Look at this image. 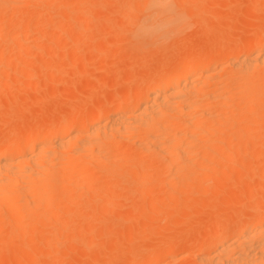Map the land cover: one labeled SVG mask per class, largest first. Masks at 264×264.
<instances>
[{
    "label": "bare ground",
    "instance_id": "1",
    "mask_svg": "<svg viewBox=\"0 0 264 264\" xmlns=\"http://www.w3.org/2000/svg\"><path fill=\"white\" fill-rule=\"evenodd\" d=\"M57 1L59 2L60 0ZM202 1L205 3L208 0H129L128 8L130 7L131 9L128 10H131V14L127 15L128 13L125 12L126 9L124 7V12L125 14L127 13V16L124 14L125 20H128L125 23L133 21L134 24L137 22L133 25L134 27L132 26L131 32L128 31V33L130 32V35L128 34L130 39L127 40L131 41V45L133 44L136 47L137 52L140 50L145 53L147 49L163 44L169 38L173 37L174 40L176 39L174 36L178 35L179 39L182 36H179V34L184 33V30L191 23L188 20L193 17H199L204 11V9L201 11L204 7ZM38 2H42L44 5L48 4L46 9H49V11L50 6L54 3L53 0L47 1L49 3H45L46 0H0V31L4 30L2 27H6L7 23L12 21L17 25L24 26L22 31H20L22 27L19 28V25L17 26L14 23L12 25L15 29L19 28L21 34L20 36L17 32L19 39L30 37L29 39L27 38L30 40L31 36L42 33L41 30H43L42 35L44 36L46 34L44 32L46 23L43 29L41 27L45 17H42L43 13L39 15L43 9L40 10L38 8L40 12L33 10V13L37 14L38 12L37 18L35 16L34 18L33 13L31 14L32 11L28 13L26 10L24 12L19 8L21 4L37 6ZM255 2L249 5V10L255 14L258 13L257 20L259 22L262 20L263 22L264 9L262 8L264 6L262 7L260 0L258 3L261 6L257 5V1ZM77 4H75L76 7L74 9H71V16L68 15L70 16V21L76 20V16H80L81 20V17L90 13H86L87 6H83V4L87 5L86 2H83L82 5L80 3ZM100 4L102 5V3H99V6ZM200 11L201 13H198ZM50 14L52 13L50 12ZM135 15H138L139 18L137 19ZM47 16L49 17V14ZM90 18L86 19L85 22H89ZM133 18H136L135 22L132 20ZM50 20L47 19L46 22ZM199 20L198 18L193 23L198 25ZM85 24L81 25L79 32L75 31L78 34H76L77 36L74 32L75 37H77H74L76 40L73 38L75 47L82 42H86L84 41V32L87 31L88 25L86 27ZM213 26H211L212 29ZM208 27L210 26H207L206 29L212 30ZM116 28H118V31L120 30L118 26ZM210 30H207V33ZM61 31L65 33L64 29ZM92 31L94 30L92 29ZM52 32L54 33V30ZM30 33L35 35H29ZM125 33L127 34V32ZM10 34H12L11 31ZM228 42L230 43L231 41L228 40ZM20 43H18L20 47L18 44L16 45L19 49H23L22 47L25 48L26 44H29L23 45L22 42ZM170 46L172 45L170 44ZM135 47L132 49H135ZM11 53V56L8 54V59H11L10 57L13 58V55H15ZM215 53H217V56H214ZM2 54H0V64L2 63L1 61L5 60L3 58L4 54ZM8 59L5 61V65L8 63ZM166 67L165 65L162 71L155 75L156 77L153 76L154 82L152 81L151 85H145L142 88L144 93L135 89L139 93L133 91L122 97L117 96L116 101L112 103H110L112 100L109 101V106H96L93 111L82 117L77 115L78 110L69 111V115L68 113L64 114L63 118H55L56 121L58 119V122H54L52 119L53 123L57 124H52V127L49 130L47 129V131L38 129L42 126L36 127L35 129L26 130L24 135L20 136L21 138L16 136V134L12 135L6 145H0V257L6 253V250L8 251L7 248L9 246L16 245V252H24V261L26 256H32L35 261L38 255L34 257V254H36L35 251L37 250L32 251L34 254L29 256L31 253L30 249H28L29 247H27L28 245L24 247V244H22L21 252L18 249L21 246L18 242L22 238L27 237L30 242V240L35 239L34 241H37L40 237H43L40 243L46 246H44L45 249L48 247L50 249L54 242H56L54 244L59 243L57 241L61 243L63 240L62 243H65L67 239L65 240L63 237L61 240L60 237L65 235H62V226L64 227V224L68 223L65 215L71 213L66 212L68 206L69 208L74 204V206H77L76 203L80 201L90 208L93 207L94 213H96L100 201L96 197L90 198L89 194H87L88 192L95 188L101 192L110 187L111 190L112 188L114 190L117 184H123V187H121L123 189L125 182L131 180L135 183V186L139 185L137 187L141 188L142 185L144 186V191L142 190V192L146 196H153L159 193L166 194L167 197L171 198L166 199L173 203L174 210L180 211L183 209L184 205L195 199L193 198L195 194L196 196L198 194V197L199 194L203 196V198L201 197L202 199L199 198L202 203L198 199L196 203L205 208L209 205V209H211V205L214 208L217 206L221 209L220 212H223V215L228 209V213H225L226 215L223 217H219L216 214L211 218L212 232L204 235L203 239H200L195 244L197 254L194 255L195 261L193 263L264 264V207L258 205L259 207L256 206V208L258 207L259 209L252 212L249 207L251 206L250 208H252L253 205L249 203L248 205L245 202V200L254 201L252 200V195L254 196L255 194L254 187L256 182L259 184L256 190L261 185H264V176H260V174H264V161H261L259 166H255L257 170L251 167L249 170L247 169L246 165H250V162V164L247 162L242 164L245 165V167L243 166V170H246L245 172L238 170V167L235 169L236 166L231 165L232 163L236 164L237 157H242V151L245 152V157L251 155L249 159L246 158L250 161L254 156V158H258L255 154L257 152L252 151L262 148L256 145L257 149H250V153H247L246 149L248 144L251 146L254 142L253 139L256 141V132L259 131L260 135L262 133L261 130H263L261 126L264 127V116H262L263 120L261 122L256 121L258 119L255 120L256 115L262 114L264 111V23L260 25L259 30L248 41L243 42L238 47L227 45L222 46L219 50L212 48L209 52L197 53V55L195 53V55L187 59L180 58L177 63L175 61L172 65ZM216 73L218 75L215 77ZM253 124L254 128L252 127V129L250 126L246 127ZM259 126L261 130L258 129ZM226 131H230L228 137H226L227 135L225 136ZM254 135L256 137L252 139L251 136L253 137ZM251 148L253 147L251 146ZM258 152L261 153L260 150ZM260 153L257 155H260ZM262 156H260L261 159L263 158ZM228 163L231 165V169H229ZM255 163L257 164V162ZM254 170L259 173V177H256V174L254 176ZM230 172L234 174H231L232 180H235H233L232 185L235 182H241L240 184H242V181H244L242 188L244 189L245 187V190L241 192L242 188L240 189L239 187L242 185L237 184L240 185L238 187L236 183L238 190H235L236 188L232 189L235 185L233 187L231 185L232 188L228 187L233 190L232 192L227 189L226 183L228 181H226L227 178L225 179L224 176ZM97 177H103L104 180L99 187L96 184ZM220 177H222L223 182L220 181ZM154 178L157 179L158 183L157 186L155 185L156 187L154 186L155 183L152 182ZM156 179L154 182H156ZM206 180L207 184L203 185ZM210 180L217 183L210 185ZM229 181L231 183L230 179ZM192 182L195 183L192 184L193 186L191 185ZM127 183L130 184L129 182ZM113 184L116 186L112 187ZM208 184L209 186H206ZM223 185L226 187H223ZM129 186H127V189L125 188L127 191ZM122 189L118 192L119 194L124 190ZM116 191L118 190L116 189ZM109 192L111 193L112 191L104 193L108 194ZM136 193H138V190ZM84 194H87L89 198ZM243 195L251 196V199L249 197L246 199V197H242ZM82 196H85V198ZM138 196L141 197L140 195ZM175 196H179L180 202H174L173 198ZM112 197L110 201L114 200L116 196ZM242 198L244 201H241ZM208 199L215 200L207 202L209 201ZM222 199L227 202L225 203ZM231 199L234 202L238 201L236 203L242 204L245 202L246 205L242 204L243 207L245 206V210L242 211L243 208H239L238 204L232 202ZM216 200L219 203L216 202V204L219 206L222 204V208L218 205L215 206ZM229 200L230 203L239 209L236 210L235 208L237 207H235L234 210H229V208L233 207H230V204L228 205ZM181 201L184 205H180ZM151 202L158 203L156 199ZM169 202L160 201L158 203L160 210H157L160 212L161 210L165 212L168 209L171 210V205H169L170 208L167 204ZM178 202L179 205L177 206L179 207L175 209ZM192 202L190 206L184 209H196L195 207L197 206H194L196 203L193 202V207L191 206ZM203 202L206 204L204 203V205ZM224 203L229 207L227 208ZM155 204L152 205L155 207L157 205ZM159 205L156 207L159 208ZM181 206L183 207L180 208ZM218 208L216 210H219ZM253 208L255 210V206ZM247 210L252 213L249 214ZM191 211L194 210L192 209ZM165 212L158 217L162 218L163 214V218L166 217L167 214L165 215ZM238 212H242L241 215ZM73 213L67 216L70 218V215L75 217ZM64 221L65 223H63ZM65 227L67 226L65 225ZM39 233H42L43 236L38 237ZM65 233L67 234V232ZM36 237L38 238L37 240ZM185 237L182 238L183 240L185 239L183 242L175 240L176 238L170 243L169 241L168 243L164 241L160 248V245L158 246L159 249L147 253L144 257L140 254L137 255L144 259L142 258L143 262L136 264H156L158 262L171 264L172 260L169 259H171L175 251L179 250V246L182 248L187 247L188 243L191 242H188L189 240ZM26 242L23 243L27 244ZM43 246L41 244L40 252L44 250ZM131 247L133 248L134 246ZM9 249H14V247ZM48 249L46 250L48 251ZM116 249L118 250L115 246L113 250ZM28 257L26 259L28 262H25H34L29 261ZM51 260L54 262L53 257ZM11 262H13L12 258ZM193 263L191 262V264Z\"/></svg>",
    "mask_w": 264,
    "mask_h": 264
},
{
    "label": "rangeland",
    "instance_id": "2",
    "mask_svg": "<svg viewBox=\"0 0 264 264\" xmlns=\"http://www.w3.org/2000/svg\"><path fill=\"white\" fill-rule=\"evenodd\" d=\"M47 1L50 0H46L45 3H49ZM76 1L60 0L59 2L58 1L56 2V0L55 1L53 0L54 3L52 5L49 4L51 5L50 11L49 9H46L48 7V4L44 5L43 4L44 1L43 3L38 2L37 6H34L32 4L19 5V8L24 12L27 11L29 13L30 11H32L31 14L33 13V10L35 12L36 11L40 12V10L43 9L42 12L39 13V15H42L43 13L42 17L43 18L45 17L44 18L45 21L41 29H43L46 23L45 26L46 28L44 27V32L46 34H44V36L42 35L43 30H41L42 33H40L39 35L30 33L29 35H35V36H31L33 39L35 38L34 40L32 38L28 40L30 37L22 38L24 40L18 38L17 34L18 33L20 34V31H22V29L24 28V26L22 25L18 24L19 28L22 27L20 28L21 29L20 31L19 28H16L18 29L16 30L12 26L15 24L12 21H10L11 23L9 22L10 25L9 23H7L8 24L6 25L7 28L5 26L2 27V29L4 30L0 31L1 32L0 54L3 53L5 55L4 57V55L2 54L5 60H3L4 63L3 61H1L3 65H1L2 63L0 64L1 67L0 68V145L1 144L2 146L6 145L8 141H10V139L12 138V135L16 134V136L21 138L20 136H23L26 130L28 131L30 129H35L36 127L38 128L42 126L41 128L38 129L47 131V129L49 130L52 127V124H54L53 121L58 122V119L61 118L62 116L64 117V114L68 113L69 115V111L72 112L73 110L74 111L78 110L77 115L79 117H82L90 113V111H93V108H95L96 106L107 107L109 106L108 104L116 101L118 97H122L125 96L126 94L132 93L133 91H135V89L144 93L143 92L144 89L142 88L145 85H149V84L151 85L152 81L154 82L153 78L156 77L155 75L156 74L158 75V73L162 71L165 65L169 67V65H172L173 62L176 61L177 63L180 58L187 59L195 55V53L197 55V53L209 52V50L212 48L213 49L216 48L217 50H219L222 48V46H227V45L238 47L243 42L248 41L253 36V34H255L257 30H259L260 25L264 23V21L262 22V20H260V22L259 20H257L258 13L255 14L254 12L249 10V5L254 4L253 2L255 1H257L258 6L262 5L263 7L264 0H260L261 5L260 3H258L259 0H255V1L254 0H236V1L208 0L207 2L205 1V3L202 1L204 7L202 8L201 11H203V9L204 11L202 13L201 11L198 12L201 13L199 17L197 16L196 18L195 17L193 18L189 17L190 19L188 18L189 19L188 22L191 21V23L189 27L184 30V33L182 32L181 34H179V36L182 35L181 37H179V39H178V35L176 37L174 36V38H176L177 40L176 39L173 40V37L171 39L169 38L167 42L160 44L161 46L156 45L151 49H147V52L145 51L146 53L145 54L140 50H138L139 52L138 53L136 47L133 44H132L133 45L132 48L135 47V49H132L131 41H128L130 39V37H128V34L130 35L131 32L130 30L133 29L134 27L133 25L137 22L135 19L139 18L138 17L139 14L135 15L136 18L132 19L134 20V22L136 21L134 24L133 21L131 23L130 21L129 23H125V21H128L125 20V16H124L125 12L128 13V14L126 13L127 15L131 14L130 12L131 10L130 11L128 10L131 9L130 7L128 8L129 0H98V1L94 0L95 2L92 0L90 1L76 0ZM71 2H72L71 4L72 7L70 5ZM83 2L87 3V5L83 4V6L84 5L85 7L87 6L88 11L85 8L86 13L87 12L90 13H87L88 14L87 16L85 14L86 17L85 16L81 17V20H80V16L79 17L76 16V20L70 21L69 17L72 14L71 9H74L76 7L75 4L80 3L82 5ZM99 3H102L103 6L101 4L99 6ZM38 8H40V10ZM117 9H119L118 13H117ZM38 12L37 14L33 13L32 14L33 17L35 16L37 18ZM50 12L52 14H50ZM47 14H49V17L47 16ZM82 18L84 19V21ZM89 18L90 20L88 21L90 23L87 22L88 23L87 24L85 20ZM198 18L200 19L198 25L196 23L194 24L193 23L194 20H197ZM202 18L208 22L207 23L204 20L207 26H210L208 28H211V26L214 25L213 29L211 28L212 30L206 29L207 26H205L206 24ZM47 19L49 20L51 19V20L46 22ZM211 22L213 23L211 24ZM83 23L84 24L86 23L85 26L87 27L88 25V27L92 28L94 31H92V29L90 30V28L87 27L88 29L86 28V30L88 32L87 31L84 32L85 39L87 38L86 40L84 39V41L86 42H82L81 44H79L81 46L84 44L82 47L79 45L75 47L74 46L75 43H73L76 40L75 38H77L75 37V35L77 34L75 31L77 30V32H79L81 30L80 27H82L81 25H83ZM195 25L196 27H194ZM59 26H61V28H59ZM115 26L116 27L118 26L120 30L118 31V28H116ZM62 29H64L65 33L61 31ZM15 30H16L15 32L16 37H15V33H13ZM53 30L54 33L52 32ZM207 30H210V32L207 33ZM10 31L12 32V34H14L13 36L12 34H10ZM128 31L130 32L128 33ZM51 32L52 34H50ZM125 32H127V34ZM73 38L75 39L74 41ZM25 39H27L28 42H26L27 40ZM228 40L231 42L229 43ZM168 41H170L171 43ZM20 42H22L23 45H25L26 43L29 44H26L25 48L22 47L23 49H19L18 47H16V45L18 43L21 44ZM168 43H170L172 46H170V44ZM19 44L18 46L20 47ZM10 53L15 55H13V58L10 57L11 59H8L9 56H11ZM214 56H217V53H215ZM7 59L9 61L7 63L8 65L6 64L7 65L6 66L5 61H7ZM217 75L218 73H216L214 76L216 77ZM135 92L139 93L138 91ZM109 101L111 102L109 103ZM263 114L264 111L262 112V114L256 115L255 120L258 119L256 121L261 122L263 120L262 117L264 116ZM55 118H58L57 121ZM249 126L252 129L254 124L248 125L246 127ZM258 129L259 130L263 129L261 130L262 133H260L259 135L258 133L259 131L256 132V136H257L256 141L255 139H253L256 136L255 135L253 137L251 136V138L254 141L251 144L253 148H251V146L248 144L246 146L247 153H250V149L253 150L254 148H256L255 147L256 145H258L257 147H262V148L264 146V127L261 126L260 129L259 126ZM225 133H226L225 136L227 135L226 137L230 135V131H226ZM258 149L261 151V153L258 152L259 150L252 151V152H257L255 154L256 157L258 158H254L255 156L253 155L254 156V157L252 156L253 159L251 158L250 161H248L246 158L249 159L251 155L245 157L244 156L245 152L242 151L243 155L242 154L241 155L242 157L243 156L244 157L243 158L241 156L237 157L236 158L237 160L235 161L236 164L232 163L231 165L236 166L235 169H237L238 167V170L245 172L246 170H243V166L245 167V165L242 164L247 162L248 164L251 163L250 165H246L248 170L250 167L256 169L255 166L256 165L259 166L260 162L264 161L263 159L264 153H262L264 152V148L262 150L260 148ZM259 153L260 155H257ZM261 155H263L262 159L260 158ZM255 162H257V164ZM228 165H229L228 166L229 169H231L230 168L231 165L229 163ZM251 165L254 166L252 167ZM256 170H254L255 173L254 172L251 173H254V176L256 174V177H259V173ZM231 174L233 173L230 172L224 176L225 179L227 178L226 181L229 182L226 183L227 189H230L228 187H231V185L233 184L232 182L235 181L234 179H233L234 181L232 180ZM247 175L249 176V174ZM260 176H264V174H260ZM256 177L254 178L256 179ZM155 179L156 178H154V181ZM229 179L231 180V183ZM103 181H104L103 177H97L96 180L97 187H99V185H101ZM154 181H152L153 183H155L154 186L155 185L157 186L158 185L157 179L156 182ZM220 181H222V177H220ZM127 182H129L130 184H128ZM127 182H125L124 184V188H123L124 190L121 188L123 187V184L122 185L117 184V186L113 184L112 187L116 186V188H114L115 191L113 190V188L111 190L110 187V188H106L105 191L102 192L98 191L97 188L91 190V192H88L87 194H89L90 198L96 197L100 201L98 208L100 210L97 209L96 213H94L95 211L93 207L90 208L86 206L85 203L80 201L76 203L77 206H74L75 204L72 205V207L70 208L68 206L67 207L68 210H66V212L67 213L74 212L73 215L75 214V217L74 216L72 217V215H70L71 218L67 216L71 213L65 215L67 219L66 222L68 223L64 224V227L65 225L67 227H65L64 229V227L62 226L61 229L60 226L62 235L64 234L67 235L66 237L65 235L60 237L61 240L63 237H64L63 239L65 240L67 239L66 242L64 240L65 243H62L63 240L61 241V243L60 241H57L59 242L57 244H54L56 243L54 242L52 243V246H50L51 244L49 245L51 247L50 249H48L49 247L46 248L48 249L47 251L44 248L45 245L43 246V243H40L43 240V237L42 238L40 237L43 236L42 233L41 234L39 233L40 234L38 235V237H40L39 239L36 237V240L38 239L37 241H34L35 239H33L30 240L29 242V239L25 237L26 239L22 238L21 241L18 242L19 245H21L20 247H18V249L23 247L22 244H24V247L25 245L26 246L28 245L27 247H29L28 249H30L29 251L31 253L29 254V256L34 254L32 253V251L33 252L35 250L39 251V252L35 251L36 254H34V257L38 255L37 259H35L34 261V258L32 256L30 257L26 256V259L28 257L29 261H34V262L27 263L28 261L26 259L25 261L27 262H25L24 261L25 257L23 255L24 252L22 251L23 252L22 253L21 249H20L21 253H19L18 251L16 252L15 251L16 245H11L7 248L8 251L6 250V253L4 252L5 254L1 255L0 264H11V263L12 264H136L143 262L142 258L146 256L147 253L154 251L155 249H159L164 244V241L165 243H168V241L170 243V241L172 242V240L176 238L175 240L177 241L181 240L180 242H183L185 239L183 240L182 238L185 236H186L185 238L189 240L188 242L190 241L191 242L188 243L187 247L182 248L181 246H179L178 248L179 250L175 251L173 253V256L172 257L170 256L171 259L169 260H172L171 264H186V263L191 264V262L193 263L195 261L194 255L197 254L195 244H197V242H199L200 239H203L204 235L211 234L212 232L211 218L213 217V215L218 214L217 216L223 217L224 215H226L225 213H228L227 208L229 206L230 207L233 206L231 209L229 208V210L232 209L234 210V208L238 206L241 209L243 208L242 209L243 211L245 210L244 209L245 206L243 207L245 202L247 204L249 203L253 205V207L255 206V210L253 207H252L253 209L250 208L251 206L249 207V209H251L252 212L258 210L259 206L264 207V185L263 186L261 185L256 190L257 185H259L257 182L254 187L255 198L252 195V197L254 198V199L252 198V200H254L253 202L245 200V202L242 203L243 204L242 205L241 203H236L238 201L234 202L232 201L233 199H231L232 202L238 205L235 206L234 204L230 203L229 200L228 205L229 204L230 205L227 206V204H225L227 201L222 199L223 201H225L224 204L227 207L225 208L224 206V208L227 209V212L225 211L224 215L223 212L222 213L220 212L221 209H219L216 206L219 204L217 202L218 200L215 201L216 207L214 208L211 205V209H209L210 206L209 203H207L209 206L208 207L206 206V208L204 206L197 204L196 201L198 200L200 203H202L200 201V199L203 198L201 194H199V197L198 194L197 196L196 194L194 195L195 197L193 198H195L196 200L192 199V201L194 200L193 202L196 204H194L191 201L192 202L191 206H193L194 204V206L197 207H195L196 209L194 208L190 209L188 207L190 211L189 209H187L188 210L187 211L184 208L190 206L191 202L189 204L184 205L183 198L181 197L183 202L181 201L180 205L182 204L185 207L179 211V210H174L173 208L174 205H172L173 203L169 202L170 200L169 201L167 200L170 197H167L166 194L159 193L153 196L152 195L146 196V194H143L142 192V190L144 191L143 185H142L143 187L140 185L142 188L141 189L140 187H137L139 186L138 184L135 186L134 185L135 183L132 182L131 180ZM215 182L211 181L210 185L214 184ZM243 182L244 181H242V184ZM240 183L241 182L236 183V185ZM131 184H133L134 186ZM192 184L195 183L192 182L191 185ZM205 184H207V180L205 183H203V185ZM234 185H232V187ZM236 185L233 188L232 187L231 188L232 189L236 188L235 190H238L237 186L239 187L240 185L237 186ZM127 186H129L128 191L126 190ZM206 186H209V184ZM224 186L225 185H223V187ZM136 187L139 189H137ZM242 187L243 185L239 188L241 189ZM116 189L118 191H116ZM121 189L124 192L122 191L123 194L120 192L121 194L120 195L118 192ZM137 190L138 193H136ZM242 190H245V187L244 189L242 188L240 191L242 192ZM108 191H112V192L111 193L109 192L110 193V194L108 193L109 195L105 194ZM230 191L232 192L233 190L230 189ZM90 193L92 194L90 195ZM134 193L136 196L134 195ZM87 194L84 195L88 196ZM114 194H118V195H114ZM138 195H140L141 197H139ZM85 196L82 197L85 198ZM89 196L87 198H89ZM110 196L111 197L113 196L112 198H114L115 196L116 197L114 200L110 201L111 199ZM133 196H135L136 198ZM242 197H246L247 199V197L250 198L251 196L243 195ZM178 198L179 196L178 197L175 196L173 198V200H175L174 202L177 201L180 202V198L179 199ZM155 199L156 202L158 203L160 201L169 202L167 204L168 206L171 205L172 209L171 210L168 209L169 212L168 211L165 212L162 210L161 212L158 211L160 210V205L158 203H156L157 204L156 205L155 202L154 203L151 202L152 200L155 201ZM208 200L209 201L207 202H210V200L213 199H208ZM241 201H244L243 198ZM179 202L177 204L175 203L176 204L175 209L179 207L177 206L179 205ZM205 202H203V204ZM216 202L218 204H216ZM152 204H155L156 206L159 205V208L156 206L155 208ZM256 206L258 207L256 208ZM182 207L183 206H181L180 208ZM238 207L235 209L238 210L239 209ZM88 208L92 209L93 212ZM217 208L219 210H216ZM192 209L194 211H191ZM163 212H165V215L167 214L166 217L163 218L164 215L163 214L162 218H159L161 216V213ZM247 212H249V214L252 213L248 210ZM63 223H65V221ZM65 232H67V234ZM186 232H188L187 235ZM118 236L119 238H117ZM26 240H28L29 243L26 242ZM114 240L116 241L114 242ZM119 240L120 242H118ZM23 242H26L27 244ZM41 244L43 246L42 248L46 251L42 250L40 252ZM115 246L118 248V250L116 249L117 251L113 250ZM131 246L134 247L132 248ZM10 247L11 248L14 247V249H9ZM139 254L141 256L143 255V257L140 256L141 257L140 258L139 256H137ZM52 257L55 263L53 262V260H51ZM11 258L13 262H11ZM55 258L56 259L58 258L57 259L58 261ZM144 262L146 263V261ZM156 264H162V263L158 262Z\"/></svg>",
    "mask_w": 264,
    "mask_h": 264
}]
</instances>
